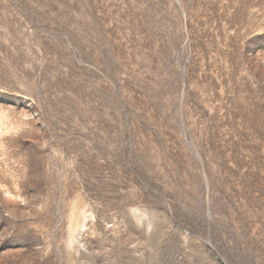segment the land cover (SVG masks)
<instances>
[{
	"label": "rangeland",
	"instance_id": "rangeland-1",
	"mask_svg": "<svg viewBox=\"0 0 264 264\" xmlns=\"http://www.w3.org/2000/svg\"><path fill=\"white\" fill-rule=\"evenodd\" d=\"M0 264H264V0H0Z\"/></svg>",
	"mask_w": 264,
	"mask_h": 264
}]
</instances>
